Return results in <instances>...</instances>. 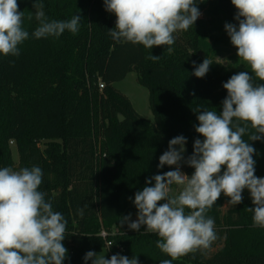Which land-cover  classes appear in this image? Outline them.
I'll return each instance as SVG.
<instances>
[{
  "label": "trees",
  "instance_id": "1",
  "mask_svg": "<svg viewBox=\"0 0 264 264\" xmlns=\"http://www.w3.org/2000/svg\"><path fill=\"white\" fill-rule=\"evenodd\" d=\"M40 2L48 20H69L75 14L82 20L76 34L36 39L31 35L39 24L34 0H18L29 38L18 46L19 56L0 55V168L42 169L40 190L67 221L64 264H85L86 252L108 250V242L110 255L137 256L139 264L171 259L156 247L157 234L124 229V202L134 199L146 178L171 170L157 167L171 138L185 136V157L191 155L194 139H202L194 130L198 121L192 108L222 111L227 95L223 83L239 71L250 72L225 71L211 59L221 50L215 46L231 45L224 24L236 23L235 7L231 0H197L200 11L221 21V32H212L216 22L209 26L197 19L187 31L174 34L173 45L148 49L111 38L108 30L115 27L116 17L105 10L104 0ZM201 54L213 64L205 77L197 78L193 61L202 63ZM152 55L159 59L153 61ZM132 71L149 90L154 121L140 115L114 86ZM250 143L256 149L255 174L264 177V140ZM185 171L190 176L194 169L185 165ZM225 204L229 208L224 212ZM247 207L253 205L244 195L236 206L221 195L207 212L217 240L172 264H264V228L253 226ZM214 245L220 247L211 251Z\"/></svg>",
  "mask_w": 264,
  "mask_h": 264
},
{
  "label": "clouds",
  "instance_id": "2",
  "mask_svg": "<svg viewBox=\"0 0 264 264\" xmlns=\"http://www.w3.org/2000/svg\"><path fill=\"white\" fill-rule=\"evenodd\" d=\"M231 4L236 23L226 22L224 29L250 72L239 71L223 83L227 95L221 102L222 111L201 105L192 108L198 121L194 130L202 139H194L193 151L185 157L187 138H171L157 167L167 165L173 170L146 178L143 189L129 198L137 210L136 219L131 213L121 217L122 226L131 231L143 228L157 234L156 247L171 258L160 264H172L211 247L217 233L207 212L221 194L236 206L243 202L247 189L253 226L264 228V177L255 174L256 149L250 143L264 140V83L255 82L264 81V0H231ZM197 5V0H104L105 10L116 17L108 34L116 42L148 49L171 46L174 34L187 31L202 15ZM33 8L39 22L31 33L34 38H58L65 31H79L80 14L69 20H48L40 0H34ZM23 24L18 0H0V55H20L18 46L29 38ZM151 59L156 61L159 56ZM212 64L208 57L199 65L193 61L192 75L205 77ZM184 165L194 169L190 176L181 170ZM42 183L39 166L0 168V264H64L67 221L40 190ZM83 260L85 264H139L137 256L130 259L117 253L106 258L92 250Z\"/></svg>",
  "mask_w": 264,
  "mask_h": 264
},
{
  "label": "rangeland",
  "instance_id": "3",
  "mask_svg": "<svg viewBox=\"0 0 264 264\" xmlns=\"http://www.w3.org/2000/svg\"><path fill=\"white\" fill-rule=\"evenodd\" d=\"M202 15L198 18L200 20H204L208 23L209 26H211V23H215L214 30L212 31L215 33H220L222 30V23L221 21H215L212 19V16L207 14L204 10L200 11ZM210 43H213V39L209 38ZM215 48H220L221 50L219 52H215L214 56H211V59H214L216 62L220 63L225 71H231V70H238V69H250L246 64H244L242 61L239 60L237 56V49L231 44L227 43H220L219 45L215 46ZM202 57L205 58L203 54H201ZM100 82H98V86ZM114 86L116 89H118L121 93H123L125 96H127L130 101L132 102L135 110L142 115L143 117L150 119L151 121H154V116L152 113V110L150 108V101H149V90L141 85L138 82L137 79V73L135 71L130 72L123 80L117 81L114 83ZM100 87V86H99ZM12 150H13V157L15 162H18V152L16 150V147L14 144H11ZM186 155V152H185ZM171 170H173L171 168ZM183 172L185 171V165L182 166L181 169ZM223 195V194H221ZM244 197L248 200H251L250 194L247 189H245L243 193ZM130 197L126 198L125 203V211L127 212V215L131 213L132 219H136V208L134 204L132 203V200L129 199ZM229 208L228 204H225L223 207V211L225 212ZM124 229L128 230L127 225H125ZM220 247V245H214L212 247L211 251H215ZM102 254H105L106 258H110V252L107 249H103ZM99 254V253H98Z\"/></svg>",
  "mask_w": 264,
  "mask_h": 264
},
{
  "label": "built area",
  "instance_id": "4",
  "mask_svg": "<svg viewBox=\"0 0 264 264\" xmlns=\"http://www.w3.org/2000/svg\"><path fill=\"white\" fill-rule=\"evenodd\" d=\"M99 86H100V89H103L104 88V84L102 82H100V85ZM102 236H104V237L106 236V232L105 231L102 232ZM109 244H111V242H108L107 243V247H108ZM122 252H123V249L121 248L120 249V253H122Z\"/></svg>",
  "mask_w": 264,
  "mask_h": 264
},
{
  "label": "water",
  "instance_id": "5",
  "mask_svg": "<svg viewBox=\"0 0 264 264\" xmlns=\"http://www.w3.org/2000/svg\"><path fill=\"white\" fill-rule=\"evenodd\" d=\"M125 117L123 115H119V120L124 121Z\"/></svg>",
  "mask_w": 264,
  "mask_h": 264
}]
</instances>
